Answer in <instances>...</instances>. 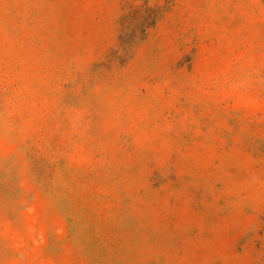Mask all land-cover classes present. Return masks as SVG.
Segmentation results:
<instances>
[{
    "label": "rangeland",
    "instance_id": "rangeland-1",
    "mask_svg": "<svg viewBox=\"0 0 264 264\" xmlns=\"http://www.w3.org/2000/svg\"><path fill=\"white\" fill-rule=\"evenodd\" d=\"M0 264H264V0H0Z\"/></svg>",
    "mask_w": 264,
    "mask_h": 264
}]
</instances>
